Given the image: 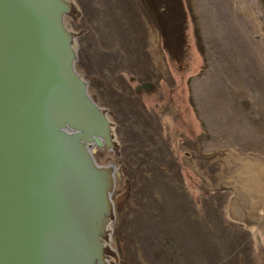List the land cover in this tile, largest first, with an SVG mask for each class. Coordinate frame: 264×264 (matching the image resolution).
Wrapping results in <instances>:
<instances>
[{"label": "rangeland", "instance_id": "374dc122", "mask_svg": "<svg viewBox=\"0 0 264 264\" xmlns=\"http://www.w3.org/2000/svg\"><path fill=\"white\" fill-rule=\"evenodd\" d=\"M74 1L76 69L115 122L127 180L115 264H264L246 186L264 171V0H180L181 53L137 0Z\"/></svg>", "mask_w": 264, "mask_h": 264}, {"label": "water", "instance_id": "95a60500", "mask_svg": "<svg viewBox=\"0 0 264 264\" xmlns=\"http://www.w3.org/2000/svg\"><path fill=\"white\" fill-rule=\"evenodd\" d=\"M137 1L179 50L180 0ZM79 16L74 0H0V264L118 259L112 194L127 180L115 122L76 69Z\"/></svg>", "mask_w": 264, "mask_h": 264}, {"label": "bare ground", "instance_id": "6f19581e", "mask_svg": "<svg viewBox=\"0 0 264 264\" xmlns=\"http://www.w3.org/2000/svg\"><path fill=\"white\" fill-rule=\"evenodd\" d=\"M263 172L261 167L257 168L254 172L255 174L249 179L251 182L249 183L248 180L246 186L249 187V189L251 190L252 195L255 199V203H261L264 205V173ZM239 194L241 193L238 192L234 202L236 207L238 208L244 206V204L240 202Z\"/></svg>", "mask_w": 264, "mask_h": 264}, {"label": "flooded vegetation", "instance_id": "af4514ba", "mask_svg": "<svg viewBox=\"0 0 264 264\" xmlns=\"http://www.w3.org/2000/svg\"><path fill=\"white\" fill-rule=\"evenodd\" d=\"M169 51H170V52H175V51H173V50H169ZM177 51H179V52L181 53V52H182V48L179 49V50H177ZM180 56H181V54H180ZM180 56H179V57H180ZM176 58H177V57H176ZM141 82H144V81H141ZM141 82H138V83H136V84H139V83H141ZM148 82H149V81H148ZM136 84H135V85H136ZM135 85H134V87H135ZM150 85H151V82H150ZM150 85H149V86H150ZM149 86H148V87H149ZM139 87H141V86H139ZM139 87H138V88H139ZM142 88H143V87H142ZM146 88H147V87H146Z\"/></svg>", "mask_w": 264, "mask_h": 264}]
</instances>
